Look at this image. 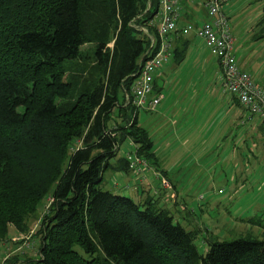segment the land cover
Masks as SVG:
<instances>
[{"label":"trees","instance_id":"16d2710c","mask_svg":"<svg viewBox=\"0 0 264 264\" xmlns=\"http://www.w3.org/2000/svg\"><path fill=\"white\" fill-rule=\"evenodd\" d=\"M157 8V0H0V240L10 228L26 232L50 197L34 232L38 257L24 264H264V239L251 235L207 240L200 253L195 231L158 206L162 185L165 194L142 188L138 201L100 187L107 169L160 175L137 120L161 100L153 76L155 106L131 103L134 78L158 50ZM255 26L264 37V4ZM173 34L167 63L178 66L187 40ZM124 141L132 151L117 157ZM127 155L145 165L130 169Z\"/></svg>","mask_w":264,"mask_h":264},{"label":"rangeland","instance_id":"374dc122","mask_svg":"<svg viewBox=\"0 0 264 264\" xmlns=\"http://www.w3.org/2000/svg\"><path fill=\"white\" fill-rule=\"evenodd\" d=\"M263 4L264 0H231L224 5L223 10L229 19L228 25L234 38L235 61L245 69H250L252 79L261 83H264V37H255V34H258L255 24ZM196 47L201 54L208 55L207 47L201 41ZM187 71L186 76L193 81L197 73L193 70ZM203 108H198L195 112L198 118L195 120L193 133L179 138L169 130V136L166 133L162 136V142L167 144L160 142L156 148L152 147L161 149L155 156L157 161L164 163L162 165L168 173V177H165L168 185L176 187L175 190L172 186L166 188L170 199L167 196L161 197L158 206L169 211L172 222L181 224L184 230L195 231L193 242L200 253L208 249L207 240H234L250 235L259 240L264 239V141L260 140L262 134L254 131L247 146L244 138L242 143L241 132L236 134V128L240 127H233L230 125L231 121L226 120L228 108H222L215 99L210 100ZM154 114L153 111H139L137 114L138 123L146 128L150 135H157L158 126L161 125L152 122ZM222 117L223 121L220 120ZM230 128L232 136L229 133ZM153 138L157 139L154 136ZM118 150L117 157L131 152L132 148L124 141ZM102 176V189L117 191L120 195H127L138 201L130 195L127 188L119 185L125 183L122 174L107 169ZM162 176L160 174L155 178L157 187H162ZM42 204L41 210L26 232L17 233L10 228L9 241L0 240V264L6 261V254L8 258L13 254L18 256L15 264H24V261H33L38 257L39 242L34 232L38 226L37 219L50 205V197L46 196ZM7 243L9 245H6ZM74 249L83 258H88L78 246H74Z\"/></svg>","mask_w":264,"mask_h":264},{"label":"crops","instance_id":"0c3cea01","mask_svg":"<svg viewBox=\"0 0 264 264\" xmlns=\"http://www.w3.org/2000/svg\"><path fill=\"white\" fill-rule=\"evenodd\" d=\"M183 1V9L180 11L177 26H181L190 19L203 21L204 9L200 6L199 1ZM174 37L175 34L172 35V45L174 44ZM185 38L187 40V48L185 49L184 60L180 62L178 66L172 63L173 60L168 62L166 65H162L155 71L156 73L153 76V85L159 87V92L161 95V100L156 105V108L154 109L155 111H153L155 114L152 122L161 123V125L158 126L159 130L157 131V135L156 133L150 135L152 138L153 136L157 138L152 139L153 146L156 148L160 142L163 143L162 136H164L165 133L167 136H169V130H171V134L173 133L174 135L179 136V138H182L183 135V137H186L185 135L188 133H193L192 130L196 122L195 120L198 118V116H195V112L199 110L198 108H203L212 99L219 101L222 108L225 107L229 109V111L226 113V120L231 121L230 125L233 127H240L239 129L236 128V134H238V131L241 132L242 143L244 138V143L247 145L249 142V137L254 131L261 133L263 136L262 140H264L263 127H258V130L256 129L258 123H260V120L255 119L254 116H250L247 112H245V110L235 99L236 97L234 95H229L223 90V83L220 80L221 70L219 69L215 57H212L209 52L208 55H204L203 53L201 54L199 48L196 47V44L201 41V39L195 37L194 34L191 33V35L186 36ZM201 43L203 44L202 41ZM237 63L239 69L248 71L250 76H252L249 71L250 69H245L240 65L239 62ZM187 70H193L195 71L194 73H197L195 74L193 81H190L188 79L189 76H186V73L188 72ZM255 83L264 86V83H261L257 80ZM244 112L245 115H243ZM223 118L224 117H222L220 120L223 121ZM252 119L254 120L251 121ZM252 126L255 127L252 128ZM231 132L232 130L230 128L229 133ZM164 138H166V136ZM163 144L167 143L165 142ZM202 144H204L203 141ZM259 145L257 144V147ZM153 150L154 154H157L158 151H161L159 148H157V150ZM163 150L167 152L166 148ZM162 164L164 163L160 161L158 172L168 177V173H166V170ZM143 174L144 180H134V177L130 175L129 172L122 174L124 177L122 179H125L124 184H127V186L129 185L127 189L133 198H138L139 191L143 189H145V192L147 190L150 191L155 189L157 192H159L158 194H160V196H162L163 193H166V191L163 192L159 190V187H157V183L155 181V177L150 171L147 170ZM124 184L119 183L120 186ZM172 186L175 190L176 187L174 185ZM167 193L168 195L166 196L168 197L169 192L167 191ZM168 199H170V197H168ZM174 199L176 200L177 198L174 197Z\"/></svg>","mask_w":264,"mask_h":264},{"label":"built area","instance_id":"2783aa9c","mask_svg":"<svg viewBox=\"0 0 264 264\" xmlns=\"http://www.w3.org/2000/svg\"><path fill=\"white\" fill-rule=\"evenodd\" d=\"M228 1L230 0H199L200 6L204 9L203 21L190 19L181 26H177L180 11L183 9L179 0H157L158 12L154 16V21L155 31L158 34V50L142 63L138 76L134 78L131 89L133 105L142 108L147 101L148 106H155L159 98L148 101L147 95L152 89L151 80L155 69L169 60L172 48L169 36L172 37L173 33L189 36L192 33L201 39L209 54L217 60L221 70L220 80L223 83V90L229 95H234L248 114L264 121V86L255 83L248 71L239 69L235 61L234 38L228 25L229 19L223 11V5ZM139 29L147 32L144 27ZM150 41L152 44L154 39L151 37ZM127 159L131 162L129 168L132 170L137 167V164L145 165V162L138 159L130 161L129 155ZM160 183L170 188L164 177H161ZM4 257L8 258L7 254Z\"/></svg>","mask_w":264,"mask_h":264}]
</instances>
